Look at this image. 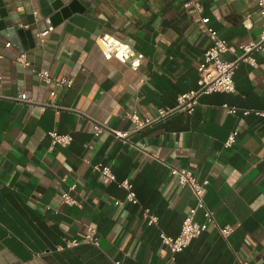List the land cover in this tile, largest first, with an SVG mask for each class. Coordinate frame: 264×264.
I'll use <instances>...</instances> for the list:
<instances>
[{"label": "crops", "instance_id": "1", "mask_svg": "<svg viewBox=\"0 0 264 264\" xmlns=\"http://www.w3.org/2000/svg\"><path fill=\"white\" fill-rule=\"evenodd\" d=\"M62 1L98 32L56 21L40 44L37 34L48 26L41 0H0V264H264V117L221 108L264 111V44L252 55L256 65L242 61L235 69L236 92L204 94L193 113L178 111L141 128L129 118L133 111L154 118L198 87L197 67L212 44L202 18L233 46L258 40L257 4L194 0L197 9L185 7L188 0ZM5 21L29 32L11 38ZM22 52L29 66L16 60ZM39 69L73 83L47 85ZM94 122L105 128L98 136ZM49 131L73 140L52 145ZM234 131L235 142L225 147ZM97 163L115 180L94 170ZM171 166L209 181L204 199L217 223L174 260L161 236L179 234L195 201ZM125 180L137 203L126 201ZM67 191L77 205L63 201ZM145 209L157 224L147 223ZM87 226L96 228L98 246L83 241ZM226 226L228 236L220 232ZM70 239L80 243L67 247Z\"/></svg>", "mask_w": 264, "mask_h": 264}, {"label": "built area", "instance_id": "2", "mask_svg": "<svg viewBox=\"0 0 264 264\" xmlns=\"http://www.w3.org/2000/svg\"><path fill=\"white\" fill-rule=\"evenodd\" d=\"M258 8L262 22V29L259 35V39L256 41H250L248 43H242L237 46L231 45L226 39L220 38L217 31L207 25L209 18H202V22L206 25L208 36L211 39V46L205 51L202 61L197 67L199 73L198 87L194 90L182 93L177 97V104L175 107H160L158 109V114L154 118L141 117L137 111H133L129 114V118L136 124L137 128L151 125L154 122L165 119L171 114L178 111H185L189 114L193 113L195 107L199 103V99L204 94H209L213 92H236V86L234 82V73L238 64L242 61H246L253 65H256V60L252 56L255 51H259L264 44V0H253ZM185 7L195 6L197 9L200 8L198 2L194 0H188L184 3ZM35 16H39V11L33 12ZM46 22L48 24L44 31L37 34L38 41L40 44L45 42L46 36L50 31L54 29L51 19L46 17ZM239 50L240 54L234 60H226L223 56L225 53ZM1 58V55H0ZM16 60L25 66H29L30 63L24 52L20 53ZM37 76L40 81L46 83L47 85H52L54 83L55 87H69L73 83L72 78H63L60 80H55L47 69H39L37 71ZM55 89L50 91L51 95H55ZM22 100H26L22 97ZM221 108L228 114H236L241 111L244 115L254 113L257 116L264 117L263 110H250L241 109L227 103L221 105ZM94 134L98 136L105 128L99 122L93 123ZM116 136L119 138L126 137L124 132H115ZM238 132H232L225 141V147H230L236 139ZM48 135L51 139L52 145L68 146L72 140L73 136L70 133H58L57 131H49ZM93 169L101 173V175L110 180H115V175L112 173L110 168L101 163L92 165ZM171 175L177 178L178 183L181 187H188L192 191L194 196V205L191 206L183 218L181 229L178 235L169 236L162 235L161 243L164 248L168 249L171 254V259L174 260L177 253L183 251L186 247L190 245L194 238L198 237L202 232H204L210 225H216L215 212L207 207L204 199L205 187L209 183L207 179L199 180L196 175L191 173L188 169L179 168L176 166L170 167ZM121 186L125 187L128 192L126 194V201L131 203H137V198L132 190V185L128 180L122 181ZM75 185L70 187L73 190ZM63 201L67 204L74 205L78 204L75 198H73L69 191L62 193ZM122 201H116V204H121ZM201 213L202 219H198V215ZM144 217L147 219L149 225L158 223V216L152 213L149 209H145ZM232 231V227L226 226L220 228V232L224 236H228ZM84 242L91 243L93 245H99V236L97 230L93 226H87L84 234ZM80 242L76 239L66 240L65 245L67 247H72L78 245ZM113 264H123L119 260H114ZM246 264V263H244Z\"/></svg>", "mask_w": 264, "mask_h": 264}, {"label": "water", "instance_id": "3", "mask_svg": "<svg viewBox=\"0 0 264 264\" xmlns=\"http://www.w3.org/2000/svg\"><path fill=\"white\" fill-rule=\"evenodd\" d=\"M41 8L45 16L50 17L53 25L56 21H58V23L65 21L69 25L85 28L88 32L95 34L98 32L97 25L93 24L95 23L94 21L84 16L81 11L72 8L71 5H65L62 0H41ZM5 14L6 13L4 12L3 17H5ZM5 23L7 25V33L11 38L29 32L28 30L18 28V26L8 23L7 21H5Z\"/></svg>", "mask_w": 264, "mask_h": 264}, {"label": "bare ground", "instance_id": "4", "mask_svg": "<svg viewBox=\"0 0 264 264\" xmlns=\"http://www.w3.org/2000/svg\"><path fill=\"white\" fill-rule=\"evenodd\" d=\"M110 42H111V40L110 39H108ZM102 47L105 49V50H107L108 48H109V44H106V43H102ZM120 55H122V53H120Z\"/></svg>", "mask_w": 264, "mask_h": 264}]
</instances>
